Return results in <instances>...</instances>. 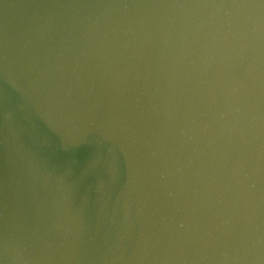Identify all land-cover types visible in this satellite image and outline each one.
<instances>
[{
  "label": "water",
  "instance_id": "95a60500",
  "mask_svg": "<svg viewBox=\"0 0 264 264\" xmlns=\"http://www.w3.org/2000/svg\"><path fill=\"white\" fill-rule=\"evenodd\" d=\"M0 264H264V0H0Z\"/></svg>",
  "mask_w": 264,
  "mask_h": 264
}]
</instances>
